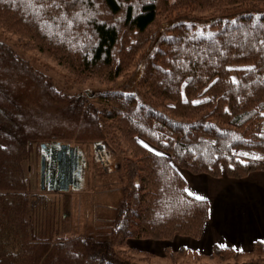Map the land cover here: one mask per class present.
Instances as JSON below:
<instances>
[{"label": "trees", "instance_id": "obj_1", "mask_svg": "<svg viewBox=\"0 0 264 264\" xmlns=\"http://www.w3.org/2000/svg\"><path fill=\"white\" fill-rule=\"evenodd\" d=\"M204 22L209 32L193 28ZM0 27L76 81L139 70L134 82L69 96L0 39V264H141L129 239L201 237L208 200L187 191L179 169L264 170V0H0ZM29 92L63 107L38 121ZM110 137L131 155L108 237L45 235L23 171L34 143ZM194 259L264 264V241L249 251L214 244Z\"/></svg>", "mask_w": 264, "mask_h": 264}, {"label": "rangeland", "instance_id": "obj_2", "mask_svg": "<svg viewBox=\"0 0 264 264\" xmlns=\"http://www.w3.org/2000/svg\"><path fill=\"white\" fill-rule=\"evenodd\" d=\"M193 28L205 33L210 30L205 22ZM0 39L12 45L21 56L34 63L39 71L51 79L53 87L58 92L69 96L78 93L92 96L101 89L115 88L130 77L134 82L139 75V70L135 71L136 68L133 66L128 70L131 72L130 75H122L114 83H102L97 78L87 79L84 82L76 81L70 71L48 55L38 50H25L17 34L0 27ZM129 85V88L133 86V84ZM28 94H30L28 96L32 111L36 113L38 121L50 120L63 107L49 103L41 96L37 98L35 93ZM138 142L159 152L142 140ZM58 143L61 142H48V140L35 142L28 160L23 163L28 192L36 206L33 215L37 218H33L32 222L36 225L38 223L44 234L52 238L90 235L106 239L121 197V188L124 184L121 164L123 157L131 155L129 144L121 140L118 148L113 137L101 141H67V144L73 146L80 156L79 174L76 178V186L70 185L67 190L61 191L55 189L53 185L55 168L49 159L48 150ZM41 175H43V184ZM38 197L43 198L42 203H35ZM186 239L183 236H175L172 240L133 238L127 241V247L141 264H198L200 261H196L194 257L199 251L186 247L184 243L189 241ZM208 263L213 264L212 261Z\"/></svg>", "mask_w": 264, "mask_h": 264}, {"label": "crops", "instance_id": "obj_3", "mask_svg": "<svg viewBox=\"0 0 264 264\" xmlns=\"http://www.w3.org/2000/svg\"><path fill=\"white\" fill-rule=\"evenodd\" d=\"M187 191L209 204L201 237L184 245L208 254L214 244L246 251L264 241V170L242 178L211 177L179 170Z\"/></svg>", "mask_w": 264, "mask_h": 264}, {"label": "water", "instance_id": "obj_4", "mask_svg": "<svg viewBox=\"0 0 264 264\" xmlns=\"http://www.w3.org/2000/svg\"><path fill=\"white\" fill-rule=\"evenodd\" d=\"M48 150L50 161L56 165L53 182L55 189L64 191L70 185L76 186L80 156L75 148L66 143H58L56 146L49 147ZM41 183L43 184V175H41Z\"/></svg>", "mask_w": 264, "mask_h": 264}, {"label": "flooded vegetation", "instance_id": "obj_5", "mask_svg": "<svg viewBox=\"0 0 264 264\" xmlns=\"http://www.w3.org/2000/svg\"><path fill=\"white\" fill-rule=\"evenodd\" d=\"M51 163L54 165L55 171H56V165L54 162L51 161ZM56 173V172H55Z\"/></svg>", "mask_w": 264, "mask_h": 264}, {"label": "snow or ice", "instance_id": "obj_6", "mask_svg": "<svg viewBox=\"0 0 264 264\" xmlns=\"http://www.w3.org/2000/svg\"><path fill=\"white\" fill-rule=\"evenodd\" d=\"M262 43H264V42H262ZM198 199H202V198H199V197H198Z\"/></svg>", "mask_w": 264, "mask_h": 264}]
</instances>
